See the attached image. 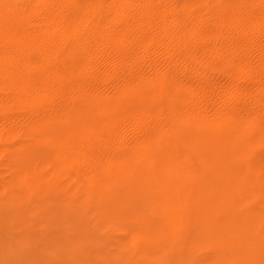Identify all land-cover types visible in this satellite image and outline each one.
I'll return each instance as SVG.
<instances>
[{
	"label": "bare ground",
	"instance_id": "1",
	"mask_svg": "<svg viewBox=\"0 0 264 264\" xmlns=\"http://www.w3.org/2000/svg\"><path fill=\"white\" fill-rule=\"evenodd\" d=\"M241 128L264 135V0H0V203L22 215L46 208L44 235L57 230L63 247L93 248L88 264H162L183 229L178 219L171 233L169 210L189 222L193 213L177 197L182 179L156 172L154 161H175L168 151L176 156L177 142L234 161L221 147ZM38 161L51 173L48 187ZM219 174L202 184L194 211L204 214L202 237L217 242L205 207L224 205L215 213L231 217L227 232L252 242L247 262L264 264L262 230L226 204L231 176ZM104 225H129L130 248ZM59 256V264L83 258Z\"/></svg>",
	"mask_w": 264,
	"mask_h": 264
},
{
	"label": "rangeland",
	"instance_id": "2",
	"mask_svg": "<svg viewBox=\"0 0 264 264\" xmlns=\"http://www.w3.org/2000/svg\"><path fill=\"white\" fill-rule=\"evenodd\" d=\"M244 129H246V130H244ZM229 131L233 132L234 130H229ZM248 131L249 130H247V128H241V130H237V132L236 131L233 133L229 132V136H231L232 138H230V140L227 144H223L221 147L222 149H226L227 152L231 151L232 153H234V155H233L234 161H231L229 158L223 156L224 154L215 152V150H213L210 153V155L207 157L201 156L196 149L187 148L186 146H184L183 143H180V142H177L179 150L176 149V151H177L176 156L171 155V151H168L169 152L168 157L170 155L171 159H175V161H166V158H167L165 156V154L167 153L166 151L161 154L162 158L165 156V158H164L165 161H154V166L156 165L155 169L157 170L156 172H160V171L161 172L162 171L163 172H169L171 177H173V176L174 177H180L182 179L181 184L179 185V189L181 186L182 192L180 191V193L178 194L177 197H179L181 194H184L185 196L183 195L181 200L182 201H184V200L189 201V202H187V201H184V202H185V204L186 203L190 204V209H191L190 211H192V213H193L191 218L189 219L191 221L189 222V221H187L186 218H184L183 210H180L177 207H175L174 209L171 208L169 210V213L172 214L170 216L169 221H171L170 224L172 226H174V227H172L174 229L171 231V233L173 234V232H175L174 231V230H176L175 227H177L175 222L178 219H179V222L181 221L180 224L181 225L183 224L182 226L180 225L183 229L181 228L182 230H180L177 234L178 236H177V243L174 246L175 248L172 247V249H170L169 252L167 250V254L170 252L171 253L168 254V256L164 255L163 258L160 256L163 259L162 264H179V263L180 264L181 263L182 264H219V261L217 260L219 256H221L222 259L225 258L226 264H234V263L235 264H241L242 262L244 264H247L248 263L247 260H253L252 257L246 253V249L249 248V245H251L252 242H248L249 240L247 238L239 237V234H237L238 236L237 235H230V233L227 232V226H225V223L227 220L231 221L232 219H230L231 217L230 218L227 217L228 215L225 211H223V209L221 211H219L218 213H215V211L217 212V209L224 208L223 204H222L223 206L218 205L219 208L217 206H214V205L212 206V204H211V206L206 205V207H205L209 211L206 214V218H208L209 220H211L213 222V223H207L206 226L209 227L208 226V224H209L210 226H212V228L215 229L214 236H215L217 242L214 241L215 242L214 245L217 244V245L221 246V249L219 251L215 250L214 245L207 243V240H206L207 238L202 237V233H201L202 228L200 225L201 222H199L198 220L203 219L204 214H202V212H198V211L194 212L195 209L198 208V204L200 202L199 200H201V197L203 196L201 188L202 187L204 188L205 186L202 184L205 181L208 182L211 178H215V180L220 182L221 180H220V176H219L220 174L219 173L221 171L228 172L231 176V180H230L229 184H227L225 186V189L229 190V191H227L228 193H226V198H225L226 204L235 205L234 206L235 212H236V214L239 215L237 218H239V220H241V223H247L248 226L250 224L249 230H252L254 228L259 227L262 230L261 235H264V217H263L264 216V193H263L264 192V160H263L264 159V152H263L264 151V135H261L258 132L254 133L252 131H249V132ZM234 134H237V135H234ZM240 134H241V136H240ZM244 136H245V138H244ZM247 138H249V139H247ZM254 138H256V140ZM55 139L57 142H59V141H61V139H63V136H58ZM243 139H244V141H242ZM229 143H230V145H229ZM261 147H263V148H261ZM260 149L261 150L263 149L262 152H260L261 151ZM257 150H259V151H257ZM235 151H237V152H235ZM241 152H242V154H241ZM193 155H194V157H193ZM215 159L217 161H215ZM214 162H216L217 164ZM38 163L40 164V161H38ZM38 163H37L38 167L36 169L40 173L44 172V174L47 175L48 181L45 183V185H47V187H48V183L51 184V182H49V180H50L49 177H52L51 173L49 171V168L45 167L42 163L40 164V166H42V167H40ZM211 163H214L213 164L214 166L213 165L210 166ZM205 164H207V165H205ZM4 166H5V168H4ZM244 167L245 168L247 167L248 170L245 169ZM8 168H10V166H8L6 164L2 165V169L5 171H7L6 169H8ZM42 168H44V169H42ZM262 168H263V170H262ZM236 169H237V171H236ZM211 175H212V177H211ZM194 177L198 178L199 180L198 181L191 180ZM245 180H247L248 182ZM240 181H241V183H240ZM242 181H243V183H242ZM54 184L56 185V183H54ZM49 186L51 187L52 185H49ZM57 187H59L58 184H57ZM206 188H207V186L205 187V189ZM196 190H198V193H196L195 195H192V192L196 191ZM239 190L243 191V192H240ZM257 190H259V191H257ZM206 192H207V189H206ZM251 192H253V193L251 194ZM132 196L133 195H130V197H132ZM176 200H178V199L176 198ZM178 201H180V200H178ZM182 201H180V202H182ZM201 203H203V205H205V201L201 202ZM180 206H181V204H180ZM193 206H195V207H193ZM0 207H1L0 208V232H1L0 233V260H1L0 264H40V263L46 264V261H49V259H50V263L47 262V264H52V262H54L53 264H55V263L59 264V260H61L60 259L61 257L59 256L60 252H61V254L62 253L65 254L68 251H73L74 253H76L79 256L83 255V258L78 260V262H75V264L76 263L77 264H88L86 262L87 259L85 258V256L91 257V260L93 259V257L94 258L97 257L98 254L96 252H94L93 248L91 249L88 246H84V245L82 247V245H79L80 243L78 244L77 241H71V244H72L71 248L63 247L62 244H64V241H63L64 238L62 237V235L57 230L53 229L54 233L56 232L55 235L58 234L57 236H53V238L49 237L48 235H44V234L50 232V230H52V225L50 223H48V221H47L49 215H52V213L46 211V208H43L44 211L41 210L40 216H37V215L33 216L34 213H32V212L26 213L25 215H22L19 212H8L7 208H4L1 205V203H0ZM247 209H248V211H247ZM28 210L31 211V209H28ZM177 211H178V213H177ZM259 211H260V213H259ZM211 212H213V213L210 214ZM224 217H226V218H224ZM9 218H11V219H9ZM42 218H44L46 221H43V223H41L42 221L37 223V221L42 220ZM192 221H194L193 222L194 224L192 223ZM35 223L38 225L35 226ZM40 223H41V225H40ZM46 223H47V225H46ZM77 223L84 224V222H80V221H78ZM203 224H205V223H203ZM48 225H49V227H47ZM193 225H194V228H193ZM35 227H37L38 229H36ZM46 227H47V229H46ZM109 228L110 227L108 225H106V226L104 225L101 228V232L105 233L106 231H109V230L112 231V234L114 236L116 234V237L122 239L123 244L128 245L127 247L130 248V244H131V241L134 237V233L131 229H129V225H123V227H120V229H118V230L113 229V228L109 229ZM42 229L44 232L42 231ZM124 229H125V231H124ZM191 229H193L192 230L193 232L191 231ZM199 230H200V233L198 232ZM222 230H224V231H222ZM22 231H24V232H22ZM39 231H41V232H39ZM45 231H46V233H45ZM118 231H120V232H118ZM257 231H258V229H257ZM188 233L190 234V236H188L189 235ZM27 234H28V236H27ZM251 235L252 234H250V237H251ZM45 236H46V238L48 236V239H45ZM183 236H185L184 238L188 239V240L183 239ZM229 236H230V238H229ZM24 237H25V239H24ZM42 238H44L45 240L44 241L40 240ZM223 238H225L226 240H224ZM49 239H50V241H49ZM59 239L61 240V242ZM211 239L215 240V239H213V237H211ZM2 240H3V243H2ZM46 241L48 244L46 243ZM186 241H187V243H190V244H187ZM227 242H229V243H227ZM35 244H37V245H35ZM73 244H74V246H73ZM186 244L189 245L190 247L187 246ZM195 244H196V246H195ZM40 245H42V246H40ZM57 245H59L60 247ZM177 245H179V246L182 245V246L178 247ZM28 246H30V247H28ZM31 246H33L34 248ZM37 246H38V248H37ZM185 246H187L188 248ZM52 247H53V249H52ZM13 248H14V250H13ZM56 248L59 249V253L57 252V250H55ZM35 249H37V251ZM42 249H43V251H42ZM44 249H46V250H44ZM189 249H191V250H189ZM238 249H240V252H236ZM90 250H91V252H90ZM184 251H185V253H183ZM13 252H14V254L12 255ZM48 252L50 254H48ZM56 252H57V254H56ZM45 253H46V255H45ZM83 253H85V254H83ZM211 253H213V254H211ZM9 254H11V255H9ZM54 254H56V255H54ZM177 254H178V256H177ZM51 255H53V259H52ZM92 255H93V257H92ZM103 255L108 256V251H103ZM174 255H175V258H172V257H174ZM181 255L183 256V258ZM7 256L9 259L7 258ZM9 256H11V257H9ZM165 256H166V258H165ZM195 256L197 258H199V260L196 262L194 260ZM169 257L172 258V260L169 259ZM178 257H180V258H178ZM29 258H30V260H29ZM47 258H49V259H47ZM55 258H57V259L55 260ZM177 258H178V260H177ZM68 259H71V257H69ZM109 259L110 258H108V260ZM32 260L34 262H32ZM169 260H171V262H173V261L174 262L173 263L166 262ZM256 260H257V264L261 263L260 259H256ZM7 261H11V262H7ZM154 264H156V263H154Z\"/></svg>",
	"mask_w": 264,
	"mask_h": 264
}]
</instances>
